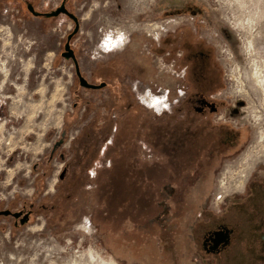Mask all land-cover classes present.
<instances>
[{
	"label": "rangeland",
	"instance_id": "374dc122",
	"mask_svg": "<svg viewBox=\"0 0 264 264\" xmlns=\"http://www.w3.org/2000/svg\"><path fill=\"white\" fill-rule=\"evenodd\" d=\"M29 1L41 12L60 2ZM79 15L70 46L105 87L80 86L62 56L71 19L0 0V210L33 212L25 224L0 216V264H264V228L241 240L236 212L254 167L264 186V0H88ZM186 25L217 48V114L185 106L196 87L168 49ZM180 122L189 133L176 147ZM220 225L231 243L207 252Z\"/></svg>",
	"mask_w": 264,
	"mask_h": 264
},
{
	"label": "flooded vegetation",
	"instance_id": "af4514ba",
	"mask_svg": "<svg viewBox=\"0 0 264 264\" xmlns=\"http://www.w3.org/2000/svg\"><path fill=\"white\" fill-rule=\"evenodd\" d=\"M71 1L72 0H60L58 5H56L54 8L56 9L57 7L63 4L64 8L68 11V13H71L77 17L78 30L76 33H74L71 36L69 42H71V39L80 31L81 23H80L79 13L85 10L88 0H83L81 3H78V6H77V2L75 5ZM25 3L26 5L30 3L33 6L34 10H36L31 1L25 0ZM117 7L120 8L121 5L117 4ZM73 8L75 9L79 8L80 12L77 14ZM54 9H51V10H54ZM36 11H39V10H36ZM177 13L178 12H176V14ZM59 15L67 16L69 19L72 20V18H70L66 13L60 12L56 16H59ZM56 16H52V17H56ZM36 17H43V15H38ZM72 22H73V28H74L75 23L73 20ZM180 27L181 26L177 27L178 30H172V32H170L174 34V42L176 41V43L173 44L172 48L170 47L168 50H170V52L173 54L175 58V65L181 68H184V78H185L186 83L190 86L196 87L194 93L188 94L187 98L185 99V105L187 106V108H193L196 114L201 115V116H204L206 114H210V115L217 114L220 108V100L212 99L211 97H209L210 95L207 93V91L211 89H215V86H218V83H219V79L217 76L218 74L217 72H215L217 65L214 62V55H215L217 48L215 44L206 41V39L203 36H201V34L199 33V25L196 26V29H193L192 25H188V26L186 25V27H188L189 29L187 30V32H184L185 34L182 36H179V32L181 29ZM72 30L67 33V36L68 34L72 32ZM163 40H164L163 36H160L159 41L154 42L153 49H152L153 52H156L158 54L162 53L163 51L162 41ZM63 51L64 50H62L61 52ZM73 52L76 57V52L74 49H73ZM69 59L71 60L73 67H74V62L72 61L71 58ZM76 60H77L78 67H79V62H78L77 57H76ZM194 69H198L199 72L194 73L193 71ZM74 71H75V68H74ZM76 78L78 79L77 75H76ZM101 82H105V81H100L99 83ZM106 85H107V82H105V85L103 87H105ZM159 98H161V101L163 102L165 101L164 95ZM223 132H224V129L222 130V133ZM208 133L210 135V132ZM55 149L56 147L53 148V150ZM255 168L256 167H254V169L249 172L247 177L245 176L246 178L243 180V182L240 183L239 192H238L240 196V200H238V204L236 206L237 208L236 212H237L238 221H239L237 230L240 233L241 240L244 239L243 241L245 242L248 241V238H249L248 236H246L247 234L250 233L252 235L255 232L258 234L259 232L257 231L264 228V186L262 184L258 185L257 182L252 178V175L255 172ZM17 211H21L22 214L19 217L15 218V222L20 223V219L26 213L28 214L27 220L22 224H25L30 221L32 217V213H33L31 208H20L19 210H16L15 212ZM219 227L207 232L205 236L203 237L204 240L202 244H203L204 249L207 252H212V253L217 252V251L220 252L221 249L226 248L231 243V234L233 232V229L224 227V225H220ZM221 228L228 229L227 242L225 244L220 243L218 247L214 250H208L207 248L210 245H212L210 241L211 233L214 230L221 229Z\"/></svg>",
	"mask_w": 264,
	"mask_h": 264
},
{
	"label": "water",
	"instance_id": "95a60500",
	"mask_svg": "<svg viewBox=\"0 0 264 264\" xmlns=\"http://www.w3.org/2000/svg\"><path fill=\"white\" fill-rule=\"evenodd\" d=\"M26 7H27V10L34 16L43 15L44 17H52V16H56L60 12H63V13H66L70 18H72V20L75 23V26H74L72 32L70 34H68V36H67L66 42L64 43V51L62 52V56H64L66 59L71 58L72 61L74 62L75 73H76V75L78 77V82H79L80 86L85 87V88H90V89H98V88L103 87L105 85V82H101V83H98V84L90 83L80 73L76 57L74 55L73 49L71 48L70 42H69L71 36L74 33H76L77 30H78L77 17L75 15L71 14V13H68V11L64 8L63 4L60 5L59 7H57L56 9L48 11V12L36 11V10H34L33 6L30 3H28L26 5ZM60 143H62V139L59 140L55 144V147L57 145H59ZM63 173L64 172H62L60 174V177L63 176ZM21 214H22L21 211L12 212L10 209H2V210H0V215H5V216L12 215L14 218L19 217ZM27 217H28V214L27 213L24 214V216L20 219V223L21 224L24 223L27 220ZM227 239H228V229L227 228H221V229L214 230L211 233V238H210V241H211L212 245H210L207 249L208 250H214V249H216L218 247V245L220 243L225 244L227 242Z\"/></svg>",
	"mask_w": 264,
	"mask_h": 264
},
{
	"label": "trees",
	"instance_id": "16d2710c",
	"mask_svg": "<svg viewBox=\"0 0 264 264\" xmlns=\"http://www.w3.org/2000/svg\"><path fill=\"white\" fill-rule=\"evenodd\" d=\"M194 71V73H198L199 72V70L198 69H194L193 70ZM218 85H219V83H218ZM76 105H77V103H76ZM75 105V106H76ZM129 106H130V103H129V105L127 106V108L129 109ZM186 106V105H185ZM187 107V106H186ZM176 109V111H178L179 109L178 108H175ZM181 110V109H180ZM172 116V115H171ZM182 124H183V122H180L179 124H177L176 125V128H175V130H174V132L173 131H170L169 132V137L167 138V141H169V143H171L173 146L175 145L176 147L177 146H180L181 145V142H183V140L185 139L184 137H186V135L189 133L188 132V128H186V129H180V128H182ZM106 126H107V124H104L103 126H96V127H94V128H92L93 130H89V126L87 125L86 127H85V129H86V131L84 132V139L85 138H87V139H90V138H94L95 137V135L99 132H101L102 130H103V128L105 129L106 128ZM95 129V130H94ZM182 130V131H181ZM157 133H158V131H156ZM162 135V134H161ZM162 137H165V135H164V133H163V136ZM64 138V137H63ZM160 138V137H159ZM165 138V139H166ZM86 140V139H85ZM87 141V140H86ZM128 141H129V139L126 141V144L128 143ZM155 145V144H154ZM81 146L83 147V150H84V152H87V150L89 149V147H90V145H88L85 141L83 142H81ZM161 148V147H160ZM57 149L58 148H56L55 150H53L52 151V153L49 155L50 157H49V159L50 158H52V156L54 155V153L57 151ZM162 151V150H161ZM128 165H129V163H128ZM123 170H124V168H123V165H121L120 166V168L118 169V171L119 172H121V173H123ZM116 172H117V170H116ZM117 175V173H114V176H113V178H112V180H113V183H115V186H116V184H118L117 182H119L118 181V177L116 176ZM121 179V181L123 182H125V179H124V177H121L120 178ZM129 182H130V180H129ZM131 186H133L134 187V185H133V182L131 181L130 183H129ZM128 184V185H129ZM126 187H128V186H126ZM124 188V187H123ZM131 188H129V190H130ZM121 190V189H120Z\"/></svg>",
	"mask_w": 264,
	"mask_h": 264
}]
</instances>
